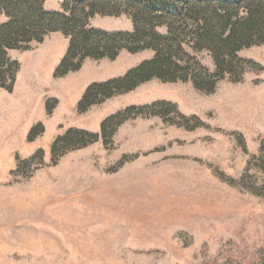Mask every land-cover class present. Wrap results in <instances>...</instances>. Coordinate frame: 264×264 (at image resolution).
Here are the masks:
<instances>
[{"label":"rangeland","instance_id":"rangeland-1","mask_svg":"<svg viewBox=\"0 0 264 264\" xmlns=\"http://www.w3.org/2000/svg\"><path fill=\"white\" fill-rule=\"evenodd\" d=\"M89 24L133 28L125 12ZM67 45L51 33L8 54L19 70L0 105V264H264V45L237 52L242 73L211 92L151 80L84 113L87 86L154 53L86 60L57 78ZM192 56L215 71L209 52ZM106 119L96 141L74 132L51 155L68 130L98 134Z\"/></svg>","mask_w":264,"mask_h":264},{"label":"trees","instance_id":"trees-1","mask_svg":"<svg viewBox=\"0 0 264 264\" xmlns=\"http://www.w3.org/2000/svg\"><path fill=\"white\" fill-rule=\"evenodd\" d=\"M123 12L131 16V31L109 32L89 24L95 16ZM0 17L4 19L0 22V89L7 92L12 91L19 70L9 51L30 50L51 33L68 39L54 72L57 78L80 70L86 60L114 61L122 51L154 53L122 76L87 86L77 103L79 113L151 80L191 83L196 90L211 92L226 74L238 78L242 73L237 52L264 45V0H63L59 11L46 10L43 0H0ZM203 50L212 57L213 73L192 56ZM109 120L102 122L98 134L68 130L52 143L51 155L59 145L75 142L69 141L74 132L96 141ZM34 132L32 128L29 141Z\"/></svg>","mask_w":264,"mask_h":264},{"label":"crops","instance_id":"crops-1","mask_svg":"<svg viewBox=\"0 0 264 264\" xmlns=\"http://www.w3.org/2000/svg\"><path fill=\"white\" fill-rule=\"evenodd\" d=\"M11 52V51H10ZM9 52V53H10ZM38 56H41V55H34V56H32V57H27L26 58V60H28V67H27V70H26V72L28 73L27 75H29V68H31V66L33 65V60H35V58L36 57H38ZM28 58H32L31 60H29ZM25 60V59H24ZM48 61V60H47ZM26 75V76H27ZM26 83L24 82V85H25ZM77 84V83H76ZM75 85V84H74ZM24 89V86L22 87V90ZM21 91V90H20ZM6 93H9V92H7L6 90H3V89H0V105L2 106L3 105V103L4 102H6L7 103V101H8V99L5 97V94Z\"/></svg>","mask_w":264,"mask_h":264},{"label":"bare ground","instance_id":"bare-ground-1","mask_svg":"<svg viewBox=\"0 0 264 264\" xmlns=\"http://www.w3.org/2000/svg\"><path fill=\"white\" fill-rule=\"evenodd\" d=\"M47 70V69H46ZM47 74V73H46ZM43 80H44V78H43ZM29 83V82H28ZM32 83V82H31ZM31 83H30V85H31ZM43 85V84H42ZM36 86V85H35ZM31 87H32V85H31ZM43 87V86H42ZM52 87V86H51ZM30 88V87H29ZM53 88V87H52ZM34 89H35V87H34ZM42 89V88H41ZM27 91L29 90L28 88L26 89ZM32 90H33V87H32ZM36 90V89H35ZM38 91V90H37ZM29 92H30V90H29ZM20 93H22V92H20ZM18 96H20V95H18Z\"/></svg>","mask_w":264,"mask_h":264}]
</instances>
